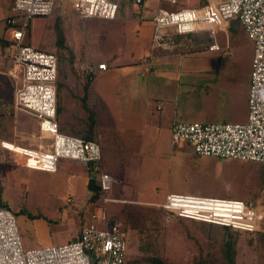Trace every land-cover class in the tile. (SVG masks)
Returning <instances> with one entry per match:
<instances>
[{
	"label": "rangeland",
	"instance_id": "obj_1",
	"mask_svg": "<svg viewBox=\"0 0 264 264\" xmlns=\"http://www.w3.org/2000/svg\"><path fill=\"white\" fill-rule=\"evenodd\" d=\"M13 1L0 0L1 16H8L7 11ZM206 1L209 2L177 0V4H171L166 0H144V4L140 5L136 0H119L116 20L90 18L84 22L71 0H57L52 15L36 17L30 22L24 42L41 51L51 52L57 43L64 45L65 38L73 44L72 40L79 42V38L85 35L89 39L92 57L96 60L106 59L118 47L121 38L126 44H131L140 23L148 27L159 6L168 11H179L204 5ZM144 5L153 10L141 11ZM140 12H143L142 21ZM134 15L139 16L140 20L133 19ZM239 27L237 21H231L230 31L237 34L231 38V48H225V33L217 34L216 39L222 47L219 51L208 49L209 39L205 30L186 36L181 41L180 49L185 53V75L188 76L189 57L194 60L192 67L198 71L193 74V88L187 77L182 80L177 121L219 122L225 115L216 108L211 97L218 96L220 82H226L231 92L241 85L249 89L253 47ZM2 29L0 21V33ZM3 50L9 55L13 49L12 46L4 49L0 46V53ZM56 55L62 59L59 66L66 65L67 54ZM7 61L0 56L2 73L10 65ZM6 71L3 76L0 75L3 81L0 82V93H5L11 99L16 80L10 79ZM16 118L19 122L10 119L9 129L1 125L6 130L0 135V181L16 216L24 246L32 249L65 244L73 239L75 231L81 227L80 213L83 210L79 200L86 191L83 169L69 159L59 161L62 167L57 173L21 167L23 158L4 149L1 139L7 136L12 143L28 148H38L46 141L34 117L20 113ZM167 123L160 130L162 141L158 157L153 158L146 153V158H142L144 163L132 164L135 160H129L130 166L124 169L128 173L117 178V182L116 177L110 175L113 182L106 195L122 201H113L107 207L120 213L113 216L110 212L127 233L128 264H152L154 261L164 264H230V259L233 264H264V219L259 233L231 232L228 235L221 227L175 218L160 206L141 203L151 200L158 186L162 187L161 197H155L156 201L165 200L167 193L236 199L259 205L264 214V163L261 166L251 161L203 157L188 148L178 149L172 140L171 123ZM114 124L117 125L118 121ZM114 124L106 126L110 133ZM87 129L96 131L95 126L91 125ZM98 143L103 168L105 157L102 144ZM14 172H17V179ZM158 172L161 174L159 180L155 177ZM90 175L94 183L98 181V175L95 176L93 172ZM68 199L72 201L68 203ZM227 243L232 244L230 259Z\"/></svg>",
	"mask_w": 264,
	"mask_h": 264
},
{
	"label": "built area",
	"instance_id": "obj_2",
	"mask_svg": "<svg viewBox=\"0 0 264 264\" xmlns=\"http://www.w3.org/2000/svg\"><path fill=\"white\" fill-rule=\"evenodd\" d=\"M57 0H14L6 18L12 42L10 75L16 80L15 104L35 117L50 142L38 148H19L30 169L56 172L59 161L69 159L92 168L105 193L112 178L102 170V152L96 141L64 134L58 123L59 60L56 54L24 44L30 22L53 14ZM82 19H116L119 0H71ZM177 4V0H166ZM144 0H136L142 4ZM237 21L253 45L248 119L245 123L175 122L172 140L196 155L264 163V0H209L200 7L168 11L159 6L153 17L157 46L172 47L168 29L176 35L207 31L210 51H219V32L228 36ZM170 41V42H168ZM106 70V64L83 67ZM2 147L13 151L8 144ZM179 218L224 226L238 231H261L264 214L242 200L170 194L162 204ZM0 264H128V238L119 222L105 220L86 226L80 236L62 245L27 249L14 212L0 205Z\"/></svg>",
	"mask_w": 264,
	"mask_h": 264
},
{
	"label": "crops",
	"instance_id": "obj_3",
	"mask_svg": "<svg viewBox=\"0 0 264 264\" xmlns=\"http://www.w3.org/2000/svg\"><path fill=\"white\" fill-rule=\"evenodd\" d=\"M141 7V11H143V9L145 11L153 10L151 8H146L145 5ZM8 11L7 13L9 16L10 9ZM140 13L142 21L143 12ZM6 16L7 14L5 16L0 15V21L3 28L0 33L2 34L0 36V41L2 40L0 46H2L3 49L6 46H12L10 32L8 31L5 21L8 17ZM132 18L135 20L139 18L140 20L139 16L134 15ZM86 20L87 19H83L84 22ZM149 21L151 24H149L148 27L143 23H140V26L135 31L137 39H133L131 44H126L125 40L122 41L121 38L122 42L120 41L118 47L114 48V51L111 52L106 59L101 58L100 60H96L95 57H92L90 52L91 49L89 48V39L85 35L82 38H79V42H77V40L76 42L72 40L73 44L69 43V40L65 38L64 45L59 46L57 43L52 47L53 49L51 51V53L54 54H67L65 57L66 65L59 66V77L57 82V110L60 131L64 134L74 135L81 138H90L97 143L100 142L105 157L102 170L105 173L114 176V178L116 177V182L117 178L122 174L124 175L128 173H125L124 169H127L130 166L129 160H135L132 164L144 163L142 158H146V153L154 156L153 158L158 157L162 141V133L160 130L163 129V124L166 125L168 124L167 122L171 123L170 127L172 130L174 123L180 122L177 121V118L179 115L178 105L182 91V80L184 77H187L186 79H188L189 82L191 81L190 87L193 88V74L198 71L192 67L194 65V60L189 57V70H187L188 76L185 75V53L182 52L183 49L180 48L182 46L181 41L189 35H176L173 32V29H168L166 32L169 34L173 46H157L154 41L155 26L153 17ZM230 26L228 36L225 34L223 37L225 48H231V38L237 36V34L230 31ZM239 30L244 32L241 27H239ZM144 31L147 32V35ZM5 34L7 35V38ZM0 54L5 60L8 59L7 62H10L11 66L6 65L7 68L5 71L7 70V76L12 79L10 75L12 68V51L9 55H6L4 50ZM60 59L61 58H58L59 61ZM87 64L89 66L106 64L107 69L95 70L93 73H90L83 69ZM5 71L3 72L5 73ZM4 73L0 71L1 76H3ZM0 82H3L1 81V78ZM218 84V96L211 97V99L212 102L215 103L216 108L223 111L225 116L219 122H215H247L250 87L248 89V87H243V85H241L240 88L231 92V90L227 88L226 82H220ZM15 89L16 83L14 85L13 96L11 99L9 96L6 97L5 93H0V119H3L4 124L8 129V126L11 123L10 119L19 122L16 116L20 113L26 116H32L16 106ZM126 110L129 111L126 112ZM116 121H118L117 125L114 124ZM113 124V132L110 133L109 129H106V126H112ZM90 125L95 126L96 131H88L87 127ZM117 130L119 132H117ZM104 131L105 135L103 134ZM42 138L46 143H42L39 146H45L47 142L49 143L50 140L47 137L43 135ZM1 140L5 143H12V141L8 140L7 136ZM15 145L18 146L17 144ZM12 152L17 153L16 151ZM21 157L23 158L21 167L30 169L25 166L24 157ZM75 163L80 165L83 169L82 175H85L83 178H85L86 191L85 195L79 200L83 210L80 213L81 227L75 231L73 239L79 237L86 226H101L105 220L121 223L116 219L117 217H113L120 213L108 210L107 206L108 203L113 201H122L120 198L116 199L117 197L111 196H107V198L110 199L108 201L104 200L105 196L94 201L99 188V181L94 183L93 179L90 178L92 168L85 167L76 161ZM259 165L262 166L263 163H259ZM60 167L62 166L58 164L56 172L48 173H57ZM158 173L155 177L159 180L161 174L159 173L160 176H158ZM14 176L17 179V172H14ZM4 189L5 187H3L2 192L3 201L12 210ZM161 189L162 187L156 186L151 200L141 203H144L147 206L157 205V207H162V204L166 201L168 195L177 194L167 193L165 200H154L159 198ZM142 195H144V192H142ZM71 201V199H68V203ZM245 203L252 204L249 202ZM110 212H112L111 214L113 216H111ZM59 215L60 213L58 212V216ZM174 217L179 218L176 216ZM190 221L203 223L195 220Z\"/></svg>",
	"mask_w": 264,
	"mask_h": 264
},
{
	"label": "trees",
	"instance_id": "obj_4",
	"mask_svg": "<svg viewBox=\"0 0 264 264\" xmlns=\"http://www.w3.org/2000/svg\"><path fill=\"white\" fill-rule=\"evenodd\" d=\"M142 4H144V2ZM142 4H140V5H142ZM206 4H207V1L204 3V5H206ZM201 6H203V5H201ZM197 7H200V6H197ZM1 125H5L3 119H0V135H3L5 130H6V128L5 127L2 128ZM84 139L85 140L94 141V140H91L90 138L89 139L88 138H84ZM2 192H3V186L1 185V181H0V205L10 209V207L3 201ZM104 196H105V193L102 191V189L100 187V184H99V188L97 190V194H96V196L94 198V201H96L97 199H100V197H104ZM249 205L252 206L253 208L257 209L260 212L262 211L261 209H259L260 207L257 206V205H254V204H249ZM206 224H209V223H206ZM209 225L221 227L222 230L227 232L228 235H230L231 232H236V233L237 232H243V231L234 230V229L227 228V227L220 226V225H215V224H209ZM259 232H261V231H259ZM259 232H255V233H259ZM244 233H248V232H244ZM227 246H228L227 247V252L229 253L228 257L230 259V258H232L231 257V252H230V251H232V244L231 243H227ZM152 264H164V263L162 261H154ZM230 264H233V260L232 259H230Z\"/></svg>",
	"mask_w": 264,
	"mask_h": 264
},
{
	"label": "bare ground",
	"instance_id": "obj_5",
	"mask_svg": "<svg viewBox=\"0 0 264 264\" xmlns=\"http://www.w3.org/2000/svg\"><path fill=\"white\" fill-rule=\"evenodd\" d=\"M8 144V147L13 150V151H18L20 146H16L15 144H12V143H9V142H6Z\"/></svg>",
	"mask_w": 264,
	"mask_h": 264
}]
</instances>
